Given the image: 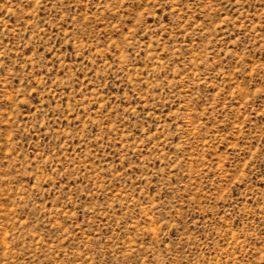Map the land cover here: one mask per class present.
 Returning a JSON list of instances; mask_svg holds the SVG:
<instances>
[{
	"label": "rangeland",
	"instance_id": "1",
	"mask_svg": "<svg viewBox=\"0 0 264 264\" xmlns=\"http://www.w3.org/2000/svg\"><path fill=\"white\" fill-rule=\"evenodd\" d=\"M0 264H264V0H0Z\"/></svg>",
	"mask_w": 264,
	"mask_h": 264
}]
</instances>
